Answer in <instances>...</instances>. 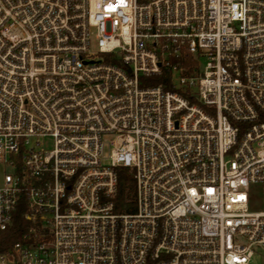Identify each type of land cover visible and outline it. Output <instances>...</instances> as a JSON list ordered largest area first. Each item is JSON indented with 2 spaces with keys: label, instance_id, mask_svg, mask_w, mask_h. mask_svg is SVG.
<instances>
[{
  "label": "built area",
  "instance_id": "1",
  "mask_svg": "<svg viewBox=\"0 0 264 264\" xmlns=\"http://www.w3.org/2000/svg\"><path fill=\"white\" fill-rule=\"evenodd\" d=\"M0 167V232L27 224L0 264H250L264 0H0Z\"/></svg>",
  "mask_w": 264,
  "mask_h": 264
},
{
  "label": "trees",
  "instance_id": "2",
  "mask_svg": "<svg viewBox=\"0 0 264 264\" xmlns=\"http://www.w3.org/2000/svg\"><path fill=\"white\" fill-rule=\"evenodd\" d=\"M181 66L192 68L196 65V62L191 58L182 59L180 62ZM144 85L157 86L163 84L164 89L170 90V70H164L160 77L149 78L144 81ZM143 85V84H142ZM117 173V195L115 198V212H133L135 206L133 203L134 199V183L131 176L130 170L123 167L116 168ZM23 208H18L15 213L13 223L6 231L0 232V252L5 251L14 243L19 241L21 235L26 229V222L21 218Z\"/></svg>",
  "mask_w": 264,
  "mask_h": 264
},
{
  "label": "rangeland",
  "instance_id": "3",
  "mask_svg": "<svg viewBox=\"0 0 264 264\" xmlns=\"http://www.w3.org/2000/svg\"><path fill=\"white\" fill-rule=\"evenodd\" d=\"M91 50H95V45L91 44ZM114 137H108L103 141V157L104 162H107V158L110 154V150L113 146L110 145ZM7 172L4 168L0 167V185L2 182V175ZM249 195V210L258 211L262 208V186L260 184H252L248 188ZM250 264H264V251L261 249L256 250Z\"/></svg>",
  "mask_w": 264,
  "mask_h": 264
}]
</instances>
